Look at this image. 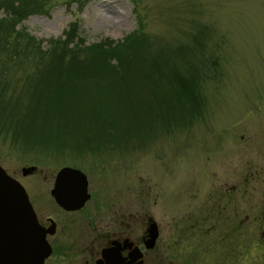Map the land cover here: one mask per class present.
<instances>
[{
    "label": "rangeland",
    "instance_id": "1",
    "mask_svg": "<svg viewBox=\"0 0 264 264\" xmlns=\"http://www.w3.org/2000/svg\"><path fill=\"white\" fill-rule=\"evenodd\" d=\"M7 16L0 7V18ZM72 21L84 45L139 30L150 60L163 67L162 52L169 64L187 70L181 82L189 90L172 93L163 79L118 69L105 75L81 63V53L74 61L67 55L56 61L63 45L53 41ZM15 22L41 43L19 49L18 40L6 36L8 46H0V105L6 111L15 106L21 119L16 128L6 127L0 107V166L19 181L38 219L57 226L54 232L39 224L50 247L43 264H83V234L92 219L84 212L91 205L100 221L122 206L135 211L137 224L149 213L155 220L163 212L204 218L205 228L213 226L196 243L201 251L211 243L214 251L198 256L199 264H241L226 250L234 251L242 236L243 264H264V159L250 166L254 160L239 155V135H251L264 122L259 105V116L243 117L244 105L264 93V0H44L39 11ZM39 84L56 95L43 93L44 113L25 111L32 85ZM62 167L80 170L86 192L96 194L77 212H63L51 200L52 178ZM245 170L258 172L246 203L239 194L222 198L215 181L234 182ZM219 203L225 208L218 210ZM150 264L161 262L155 256Z\"/></svg>",
    "mask_w": 264,
    "mask_h": 264
},
{
    "label": "flooded vegetation",
    "instance_id": "2",
    "mask_svg": "<svg viewBox=\"0 0 264 264\" xmlns=\"http://www.w3.org/2000/svg\"><path fill=\"white\" fill-rule=\"evenodd\" d=\"M259 98L264 101V93L260 96L256 94L255 98L248 102V105H244L247 110V112L246 110L243 112L245 120L250 117L249 114L253 116L254 112H257L256 105L264 107V102L262 103ZM261 111L263 110H260L259 114ZM255 115L259 116L258 114ZM256 125L254 133L252 132L251 135L246 136L247 133L239 135L242 143L239 146V155L245 156L247 159H253L254 162L250 166L264 159V141L263 144L259 142L264 140V122L262 121V124ZM253 173L256 172L248 173L245 170L242 174H238L234 182L230 183L226 182V178L218 179L215 181L214 187L217 182V188L220 190L222 198H232L235 194H239L240 200L244 202L243 198L246 196L247 190L249 189L252 192L255 189L252 184L254 182ZM55 176L56 172L52 178L50 191L55 187ZM260 179L262 182L263 177ZM248 184H250L249 187ZM87 192L88 198L81 207L75 210H66L58 205L53 193H51V200L63 212H77L96 199L95 193L88 189ZM221 205L219 203L218 210L225 208V204ZM31 208L38 224L45 228L50 226V230L54 232L57 230V226L52 219H48V223L42 222L38 219L32 204ZM112 211L113 213L108 215V219L104 218L100 221L99 218L103 216H96L92 205L85 210L84 216L92 219L87 220L88 225L83 234L85 246L84 249H81V252L86 255L85 258L83 257V264H150L155 256L158 257L161 264H199L198 256L207 257L213 254V244H207V248L201 251L196 243L199 241L201 234L210 233V227L213 226L210 224V227L205 228V225L200 221L201 219L205 220L204 218H191L187 214L184 215L178 212L167 215L163 212L162 217L155 220L152 214L149 213L144 214L145 217L140 218L139 224H137L135 211H129L128 207H116ZM230 239L231 236L226 235V243ZM236 242L238 247L234 251L231 247L226 252H232L233 255L237 254V257L233 258V263L238 261L243 264V256L247 251L244 236L237 238ZM148 257H151V259H148ZM225 258H228V256Z\"/></svg>",
    "mask_w": 264,
    "mask_h": 264
},
{
    "label": "trees",
    "instance_id": "3",
    "mask_svg": "<svg viewBox=\"0 0 264 264\" xmlns=\"http://www.w3.org/2000/svg\"><path fill=\"white\" fill-rule=\"evenodd\" d=\"M43 3L44 0H0V7L3 8L8 14L7 18H0L1 47H4V44L5 46H8V43L5 39L6 36L7 38L10 36L16 38V40H18L17 43H19V49H23L24 47H32L36 49V46H40L41 40H37L34 36L28 34L23 27L15 29L14 26L17 23L15 21L19 20L20 22L28 14L39 11L43 6ZM78 29L79 25L77 21H72L69 24L68 28L66 30H63V38L54 39L55 41H53V43H56L57 45L62 44L64 47L59 48L61 52H59L58 55L56 54L57 52L53 53V56L57 55L55 58L56 61H61L62 58H64L66 55L68 59L74 61L80 57L81 53V63L88 61L90 65L99 69L105 75H109L113 70L118 69L121 71H125L124 73L127 75H137L139 76V78L144 77V75H148L147 78L152 77V79H163L162 81L166 83L168 91L172 93H175L176 89H178V91L189 90V88H187L188 83L186 81L185 82L187 84L184 81L181 82V80L184 79L183 77L187 76V70L183 71L181 70V66L180 68H178L174 64H169L167 61V57L162 52H159L158 55L160 57L164 56V58H166L163 67H159L161 63L154 62V58L150 60V56L145 54L143 43H141L142 37L139 30H133L129 32L119 41H112L108 38H103L99 41L84 45L83 38L78 34ZM49 42H51V40H49ZM11 48L16 52L18 51V48L16 47L11 46ZM186 48H189V46H186ZM54 49L55 46L52 48V50L54 51ZM176 49L177 53H181V51L183 52V49H185V47L183 45H177ZM50 55H52V51ZM81 66L83 67V64ZM129 67H131V69L128 70ZM131 71L133 72L130 73ZM104 78L107 77L104 76L98 81H102ZM173 82L178 83V88L169 86L172 85ZM2 84L4 85V83H0L1 101V93L4 92L5 88ZM31 88L32 94L28 96V102L31 100L32 101L31 104L28 105V108H26L25 106V111L28 110L30 111V113L35 114L44 113L43 108H45V105L42 106L41 103V99L44 95L43 93H51L53 95H56V91L52 88H45V86L41 84L36 87H33L32 85ZM191 88L193 91L192 85ZM70 102L71 99H68L66 104L69 106ZM58 103L59 109L63 113L65 111V103H63L61 100H59ZM84 105V102H80L78 106L80 108V106L83 107ZM0 107L3 110L2 118L6 121V127L16 128V126H19V121L21 119L19 118V111L18 114H15V106L7 111L3 109L2 104L0 105ZM97 110L98 109L96 106L94 107V109H86V111L88 112H95ZM84 121L88 120L84 118ZM59 123L62 124V121Z\"/></svg>",
    "mask_w": 264,
    "mask_h": 264
},
{
    "label": "water",
    "instance_id": "4",
    "mask_svg": "<svg viewBox=\"0 0 264 264\" xmlns=\"http://www.w3.org/2000/svg\"><path fill=\"white\" fill-rule=\"evenodd\" d=\"M51 193L64 209L79 208L88 197L85 175L78 169L60 168ZM49 252L45 231L38 225L25 191L0 166V264H43Z\"/></svg>",
    "mask_w": 264,
    "mask_h": 264
}]
</instances>
